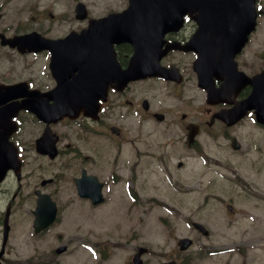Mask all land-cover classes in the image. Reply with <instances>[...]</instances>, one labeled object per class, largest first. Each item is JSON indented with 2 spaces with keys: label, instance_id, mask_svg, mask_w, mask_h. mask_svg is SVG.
I'll return each mask as SVG.
<instances>
[{
  "label": "flooded vegetation",
  "instance_id": "af4514ba",
  "mask_svg": "<svg viewBox=\"0 0 264 264\" xmlns=\"http://www.w3.org/2000/svg\"><path fill=\"white\" fill-rule=\"evenodd\" d=\"M128 1L0 0V171H5L0 181V193L5 196L0 198V204L4 205L0 209V264H61L53 258V253L60 255L67 251L70 241L62 240L65 235L60 232L48 234L59 217L60 204L67 206L81 200L91 203L90 197L78 193L76 180L83 175H86L85 182L92 180L87 175H93L101 184L103 200L93 205L107 200L111 184L121 177L112 171L104 177L101 172L106 164L117 171L123 151L127 171L125 194L120 200L128 205L140 204L149 198L148 173L140 177L137 170L142 163L146 167L144 158H161L164 151L175 154L181 147L184 157L204 156L208 168V136L214 135L213 128L218 127L220 134L228 139L235 137L231 130L241 120L228 125L218 112L228 110L244 98L251 87L241 84L238 78L221 100L208 98L207 90L198 84L194 68L197 52L193 49L169 48L159 58L167 76L147 74L124 82L122 70L128 65L132 44L119 42L85 48L84 38L70 39L65 45L53 41L81 32L92 19L124 10ZM251 3L255 22L245 44L234 55L236 68L249 75L264 72V0ZM234 9L241 14L245 6L240 3ZM225 11L222 9L219 15L221 22L208 27V38L215 35L213 31L219 34V30L225 40L233 35V30L223 25ZM54 22L59 25H53ZM198 28L187 12L182 25L165 32L163 45L168 42L186 44L198 37ZM198 40L201 41V37ZM85 49L96 51V60H89ZM91 72L94 73L92 84L85 77ZM205 72L208 79V65ZM211 78L215 86L222 84V79ZM103 85L107 92L105 97L98 98L99 108L93 115L80 111L58 116L52 112L54 108H75L79 104L62 105L64 92H81L93 87L100 93ZM155 86L164 88L173 103L167 104L158 98ZM36 110H44L45 117ZM55 161H59V165H55ZM180 162H177L179 167ZM142 169L147 170V167ZM9 176H13L15 185L11 182V186L5 188L4 182ZM65 176L68 181L60 183ZM94 192L84 193L92 195ZM53 203L57 208L54 220L35 231L36 206L40 205L45 211L40 213L44 219ZM16 210H21L27 218L26 229L20 225L16 231ZM53 238L57 244L52 248ZM16 244L39 256L18 260L17 256L10 255ZM62 245L65 250L58 252L57 248ZM95 247L99 252L96 264H105L113 258L115 246L101 242ZM140 248L143 247L134 246L118 264H134L132 258ZM148 253L149 250L140 255L141 264Z\"/></svg>",
  "mask_w": 264,
  "mask_h": 264
},
{
  "label": "rangeland",
  "instance_id": "374dc122",
  "mask_svg": "<svg viewBox=\"0 0 264 264\" xmlns=\"http://www.w3.org/2000/svg\"><path fill=\"white\" fill-rule=\"evenodd\" d=\"M154 89L162 101L173 103L164 88ZM213 130L214 135L208 136V168L204 156L184 157L181 147L175 154L164 151L161 158H144L147 170L142 169L146 168L143 163L137 170L140 177L148 173L149 198L140 204L120 200L125 194L126 153L120 155L117 171L111 164L104 165L101 175L107 177L112 171L120 180L111 184L109 198L99 205L84 200L60 204L59 217L48 234L60 232L70 247L60 255L53 253V258L61 264H96L99 252L95 245L105 242L115 246L113 258L105 264L122 262L136 245L149 250L144 264L172 258L179 264H264V125L255 122L251 114L233 127L231 131L240 143L236 150L218 127ZM178 161L183 165L177 166ZM54 164L59 165V161ZM66 181L67 176L59 180ZM11 182L15 185L13 176L6 179L4 187H10ZM1 197H5L3 193ZM227 203L232 204L231 210ZM3 207L0 204V209ZM191 220L202 222L208 234L196 230ZM20 225L26 229L27 218L16 210V231ZM184 235L193 242L186 250H179L177 240ZM51 244L53 248L57 241L53 238ZM32 253L19 244L10 250L18 260L39 256Z\"/></svg>",
  "mask_w": 264,
  "mask_h": 264
},
{
  "label": "water",
  "instance_id": "95a60500",
  "mask_svg": "<svg viewBox=\"0 0 264 264\" xmlns=\"http://www.w3.org/2000/svg\"><path fill=\"white\" fill-rule=\"evenodd\" d=\"M130 0V4L126 10L118 14H112L106 19L116 22V25H88L80 36L85 37L88 40L85 42V46L91 43L101 41L102 44H112L113 42L129 41L133 44V56L131 57L127 74L130 76H136L139 74H152L160 72V68L157 66L159 56L164 52L168 45L164 49H161L163 42V33L173 28L176 25H181L183 20V12L187 9L195 10V19L198 25L202 26V34L204 36L208 32V20L209 22H217L219 14L222 9H225V13L229 12L235 19H244L241 25H245L244 31L236 24L235 33L226 43L227 52L222 48L221 44L214 43L206 46L208 41L201 44H197L195 49L198 51V70L200 72V83L205 85L204 70L205 64L208 61V68L212 69L213 74L218 77H224L226 58L229 54L230 58L233 54L239 50L246 39L247 32L250 26L253 24V9L252 0ZM240 3L245 6L244 12L238 13L234 8H238ZM217 9V10H216ZM219 13V14H218ZM224 13V14H225ZM231 17V16H230ZM214 25V24H213ZM91 44V45H93ZM173 46V45H172ZM188 47L191 45L188 44ZM228 53V54H227ZM261 75H253L244 77V82H249L253 85L250 94L242 101L241 106L239 105L237 113H233V120L240 118L247 112L248 109L254 108L256 119L259 122L264 123V82L259 81ZM85 91V90H84ZM105 90L102 89V94L96 91H85L84 97H86V103H81L77 107H60L53 109V113H58V116L63 114L74 115L83 110L87 114L93 115L96 111L94 102L99 96H104ZM208 95L212 97L214 93L208 86ZM74 99L63 98L62 105L72 102ZM39 115L45 117V111H37ZM221 118L226 120L225 116L220 115ZM230 122V121H229ZM233 148H237L239 143L234 139L231 142ZM91 176L90 182H85L86 175L78 178L77 188L79 194L88 195L92 203H97L102 199L100 187L96 176ZM95 191L92 195L84 192ZM230 208L231 206L228 205ZM55 205L50 206V211L46 216L47 219L41 220L39 216L35 218L36 228L44 226L49 223L55 214ZM196 226L203 234H207L208 230L199 222H194ZM192 242L189 237H181L178 240L180 249L187 248ZM65 249L62 245L57 248L60 252ZM144 248H140L133 257L135 264H140L141 259L139 258ZM162 264H176L175 260L163 262Z\"/></svg>",
  "mask_w": 264,
  "mask_h": 264
},
{
  "label": "bare ground",
  "instance_id": "6f19581e",
  "mask_svg": "<svg viewBox=\"0 0 264 264\" xmlns=\"http://www.w3.org/2000/svg\"><path fill=\"white\" fill-rule=\"evenodd\" d=\"M52 223V222H51Z\"/></svg>",
  "mask_w": 264,
  "mask_h": 264
}]
</instances>
